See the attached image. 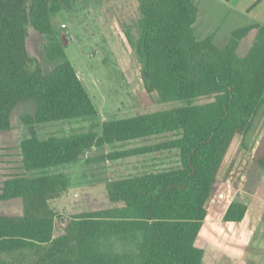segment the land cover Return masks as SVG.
I'll use <instances>...</instances> for the list:
<instances>
[{"label":"trees","instance_id":"obj_1","mask_svg":"<svg viewBox=\"0 0 264 264\" xmlns=\"http://www.w3.org/2000/svg\"><path fill=\"white\" fill-rule=\"evenodd\" d=\"M75 1L0 0V132L11 129L18 104L35 105L33 115L20 117L29 133L19 143L22 169L45 170L76 162L93 147L163 135L171 137L105 158L174 151L177 167L107 181V198L119 205L67 217L62 227L51 202L69 187L64 174L7 176L0 202L20 199L22 212L0 214V264H202L195 239L217 175L234 137L246 135L264 108V22L235 28L218 47L213 35L195 36L194 0H136V38L126 25L114 28L116 39L126 54L136 53L144 90L159 103L177 105L40 139L37 125L97 114L50 21ZM28 27L47 39L44 54L53 62L47 74L28 53ZM244 39L249 44L239 56ZM204 98L210 100L199 103ZM251 163L264 172V131ZM246 210L233 201L223 220L239 222Z\"/></svg>","mask_w":264,"mask_h":264},{"label":"rangeland","instance_id":"obj_2","mask_svg":"<svg viewBox=\"0 0 264 264\" xmlns=\"http://www.w3.org/2000/svg\"><path fill=\"white\" fill-rule=\"evenodd\" d=\"M197 5V20L193 24L194 34L202 39L219 29L215 44L223 47L232 30L250 24L246 16H234L233 11L224 3L211 0H194ZM138 20L136 0H76L68 10L51 15L50 21L58 39L64 47L66 56L76 75L86 88L96 109L92 119H70L37 125V136L47 138L51 135H68L99 130L103 121L111 118L123 119L136 115L155 112L176 106L175 103H159L155 94H148L143 87L141 66L134 52L126 54L120 47L115 35V27L130 26L136 38ZM199 21V22H198ZM263 22V21H261ZM26 46L30 56L40 63L43 73H49L53 62L47 60L44 46L47 39L28 27ZM249 41L244 39L237 47V54L243 56ZM204 98L199 103H205ZM35 105L23 102L17 105L11 116L12 127L0 132V185L9 175L25 174L35 177L43 173H62L69 180V187L59 198L51 202L57 213L56 226L62 227L67 217L79 213L98 211L118 206L111 203L106 194L107 181L145 171L177 167L174 151H163L145 156L108 160L111 151L129 149L134 146L149 145L165 141L171 135L124 142L90 148L76 161L61 164L45 170L25 172L20 162L19 143L29 136L28 128L21 122L22 115H33ZM264 131V108L252 120V126L244 136L237 135L227 152L217 175L216 190L223 189L228 179L243 182L241 190L261 189L264 172H258L251 163V155ZM262 186V187H261ZM230 189V188H229ZM239 200V199H237ZM209 201V199H208ZM207 201V218L221 213L226 198L218 203ZM22 212L20 199L0 202V214L17 216ZM239 224V223H238ZM239 226H231L234 231ZM258 230L239 264H264V216L258 218Z\"/></svg>","mask_w":264,"mask_h":264},{"label":"crops","instance_id":"obj_3","mask_svg":"<svg viewBox=\"0 0 264 264\" xmlns=\"http://www.w3.org/2000/svg\"><path fill=\"white\" fill-rule=\"evenodd\" d=\"M215 1L229 6L234 16H246L250 23L264 22V0ZM219 34V29L209 33V35H213L214 43L218 41ZM261 182L263 187L261 186L262 188L257 189V191L256 189L250 191L247 189L241 190L242 186H244L243 182L236 183L232 182L231 179H228L227 183L223 184V189L218 188L216 190L217 184H215L208 202L214 203L212 208L216 211H218L216 206L219 202L225 198L226 202L222 212L218 213L217 216L208 219L206 215L195 239V245L203 250L202 264H239L245 249L249 248L253 235L258 230V218L260 219L262 215L264 216V175ZM233 201L241 202L247 206L245 215L239 222L224 221L223 215ZM231 226L239 227L234 231ZM259 230L260 233L264 232L262 228H259Z\"/></svg>","mask_w":264,"mask_h":264}]
</instances>
